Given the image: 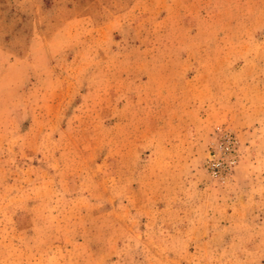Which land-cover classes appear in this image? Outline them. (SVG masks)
<instances>
[{"label":"rangeland","instance_id":"374dc122","mask_svg":"<svg viewBox=\"0 0 264 264\" xmlns=\"http://www.w3.org/2000/svg\"><path fill=\"white\" fill-rule=\"evenodd\" d=\"M0 264H264V0H0Z\"/></svg>","mask_w":264,"mask_h":264}]
</instances>
